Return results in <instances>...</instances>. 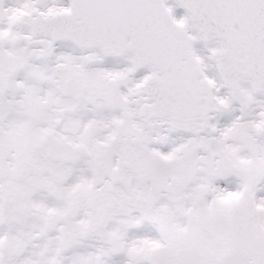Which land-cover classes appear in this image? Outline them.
Returning a JSON list of instances; mask_svg holds the SVG:
<instances>
[{
  "label": "snow or ice",
  "instance_id": "snow-or-ice-1",
  "mask_svg": "<svg viewBox=\"0 0 264 264\" xmlns=\"http://www.w3.org/2000/svg\"><path fill=\"white\" fill-rule=\"evenodd\" d=\"M0 264H264V0H0Z\"/></svg>",
  "mask_w": 264,
  "mask_h": 264
}]
</instances>
